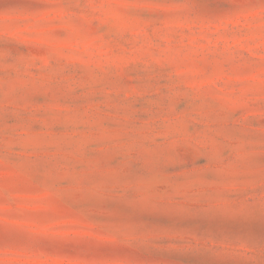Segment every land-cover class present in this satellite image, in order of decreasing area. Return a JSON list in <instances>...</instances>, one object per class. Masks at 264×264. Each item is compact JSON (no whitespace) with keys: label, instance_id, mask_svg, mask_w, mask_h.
Masks as SVG:
<instances>
[{"label":"rangeland","instance_id":"1","mask_svg":"<svg viewBox=\"0 0 264 264\" xmlns=\"http://www.w3.org/2000/svg\"><path fill=\"white\" fill-rule=\"evenodd\" d=\"M0 264H264V0H0Z\"/></svg>","mask_w":264,"mask_h":264}]
</instances>
